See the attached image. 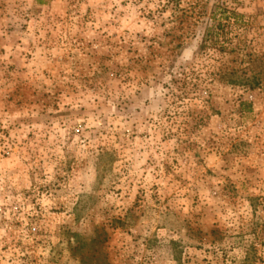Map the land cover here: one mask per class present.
<instances>
[{
    "label": "rangeland",
    "instance_id": "1",
    "mask_svg": "<svg viewBox=\"0 0 264 264\" xmlns=\"http://www.w3.org/2000/svg\"><path fill=\"white\" fill-rule=\"evenodd\" d=\"M0 264H264V0H0Z\"/></svg>",
    "mask_w": 264,
    "mask_h": 264
},
{
    "label": "trees",
    "instance_id": "2",
    "mask_svg": "<svg viewBox=\"0 0 264 264\" xmlns=\"http://www.w3.org/2000/svg\"><path fill=\"white\" fill-rule=\"evenodd\" d=\"M225 15H224V19L225 22H221V21H217L216 25L213 28L207 29L206 30V34L204 36V38L202 39V46H212V47H216L218 50L220 51H225L227 50L225 43H223V41H219L217 39L218 36V31L223 32L225 30V27L227 26V24H231V20H235L237 17L241 16L240 13H237L234 10H224ZM225 32V31H224ZM208 42V43H207ZM255 80L256 82V78H253V81ZM248 106V109L250 108V103H246Z\"/></svg>",
    "mask_w": 264,
    "mask_h": 264
}]
</instances>
